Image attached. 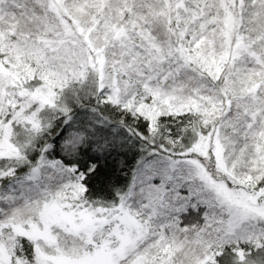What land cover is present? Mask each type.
I'll return each mask as SVG.
<instances>
[{
    "label": "snow or ice",
    "instance_id": "snow-or-ice-1",
    "mask_svg": "<svg viewBox=\"0 0 264 264\" xmlns=\"http://www.w3.org/2000/svg\"><path fill=\"white\" fill-rule=\"evenodd\" d=\"M0 264H264V0H0Z\"/></svg>",
    "mask_w": 264,
    "mask_h": 264
}]
</instances>
